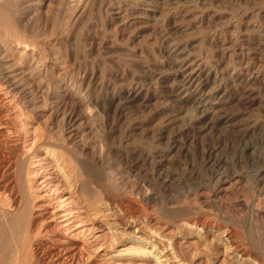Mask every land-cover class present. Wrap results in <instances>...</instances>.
Returning a JSON list of instances; mask_svg holds the SVG:
<instances>
[{
    "label": "rangeland",
    "instance_id": "obj_1",
    "mask_svg": "<svg viewBox=\"0 0 264 264\" xmlns=\"http://www.w3.org/2000/svg\"><path fill=\"white\" fill-rule=\"evenodd\" d=\"M159 1L160 0H158L157 3H150L145 6L146 8L142 7L143 5L136 6L132 15L129 14L125 18L124 15L123 17L122 15L120 16L123 11L119 14L117 12L123 7V0H110V3L109 0H97L99 4H97L96 0H90L88 4L89 7L87 8L88 10L86 9L87 12L79 17L76 24L67 32L68 34L66 33L67 35L59 34L58 28L60 25L59 23H63L72 13L74 3H71L72 6L68 3L71 2V0H33L36 4L34 3L35 6L29 7L28 10L26 5H24L25 3L22 5L24 7L22 10L24 13L21 15L22 18L20 17V23L23 22L22 24L24 26H22L24 31H19L18 36L23 35V33L26 34L27 37H31L34 32L38 34L37 36L39 37H36L39 41L37 40V47L34 52L35 58L31 60L29 56L31 50L29 49L25 50L22 47L9 45H7V48L9 50L8 53L12 54L10 58L13 57L18 59H14L15 62L20 60L19 63H30L35 67L34 74H37L34 75L35 77L33 80L35 81V88L38 89L34 90V94L36 95H34L36 108L34 107L29 111L30 113L28 112L26 115L22 113L23 115H16L12 119L13 123H15L13 124L15 134L18 131L15 135H18L16 139L18 141L15 143V154L20 158L17 165L12 169L14 172L11 171L10 177L11 179L15 177L20 188L21 186L23 187L21 190L24 195L27 196L25 199H28V207H32L34 213L38 212V216L42 214V217L40 216L41 219L37 217L34 229L33 226L31 227V236H28L22 244L20 243L21 246L19 249L21 257L19 256V261L17 260L18 264H68L70 262V256L68 255H74L76 254L74 252H78L79 250H82L80 251L81 259L80 256L76 257L79 255L78 252V255L76 254L74 258H71V264H157L150 255L151 252L155 253L157 251V244L153 247L148 246L146 248L147 244L144 245L131 240L133 233L125 235V232H129L130 228L127 229L128 231L120 232V228L114 226L115 228L110 230L111 228H108V225L106 226V221L110 222L109 217H104V219H106V221H104L103 217H101L102 219H96L91 216L90 211L83 205L77 194L70 189L68 186V179H65L66 176H63L62 171L56 164V156L58 157L59 155L60 157H65V159L67 156L65 160L67 164L69 161L71 163L74 160L88 168H97L100 171H106L110 168L114 171V177L117 180L122 181L125 178L127 179L124 180V182L122 181L124 184L126 182V189H128L127 194L131 192L134 193V195L131 193L132 195L130 194L131 196H128L138 197L132 199L136 200L145 208L149 209L153 206L158 207L162 205L160 203L161 199L163 200L162 197H172V199H175V204L194 207V215L197 212L202 218H207L205 220H209L208 222L215 223V226H228L235 229L237 233L239 232L236 240L242 248L250 250L252 253L255 251L256 256L264 260V207H262L264 206V202L262 203V201H264V178L259 179L253 177L252 171L254 165L250 166L253 163L255 164V159L260 154V147L258 145V147L256 146L253 140L255 134L251 133L252 135L249 134L246 140L250 143L253 141L251 144L255 145L256 149L253 151H251L252 149L245 151L244 153L246 155L241 151V153H239L236 147H233L234 145L231 143L237 137L236 134L238 132L235 130L236 127L234 126L237 124V120H231L227 123L224 121L225 118H221V116L224 115L222 114L223 112L231 115L242 111L249 112L248 114L253 116L264 112V107H262V96H260V85L258 83H253L252 85L254 86H248L249 82H247V84L244 83L250 74L247 72V75L241 70L240 67L242 65L237 62L241 50L239 44L240 40L235 44L236 49H233L235 51L232 52L228 50L224 56H222L214 46L218 44V42H221L220 39L222 36L225 37L224 42L226 41L225 45L228 46L230 44L229 38L232 36V27L234 28V26L235 28H239L237 34L239 38L243 35H250L249 37L255 38L258 33H264V22L258 20L262 17V14L261 16L257 14L260 8H264V0H211L212 5H208V7L206 5V10L208 9L210 11L207 12V17L204 16L205 18H202L199 11L202 6L201 2L203 3L204 1L197 0L199 7H195L191 10V12L197 10L196 17L193 18L189 15L184 17V19L179 20V18H177L176 23H172L170 26L168 23H165L166 20H164V17L166 16V12L170 14L173 11V7H171L173 5ZM183 1L185 2H183L184 6H186V4L190 6L193 3V0ZM189 1L192 2L190 3ZM64 4H66V6ZM121 5L122 7H118ZM107 6L109 7L107 8ZM180 6H183V4ZM142 8L148 10L145 12ZM152 10H162V12ZM43 12H47V14L45 15ZM47 15L48 18L46 17ZM262 18L264 20V17ZM41 20L42 23L44 22L45 24L42 25ZM217 20H221V23H218ZM222 20L224 21L222 22ZM133 22L135 23L133 24ZM52 24H54V26L57 24V26L53 28ZM164 24L172 29L174 28L166 37V42H162L163 38L160 33V28ZM25 25L27 27H25ZM28 27L29 30L35 27L36 31L35 29L33 32L32 30L26 31ZM50 27L51 31L49 32ZM216 29L222 30V33L211 36L210 34L213 33L212 31ZM208 32H210V34H208ZM45 33H47L48 39ZM56 33L59 36L64 35V38L59 37ZM154 40L155 44L153 43ZM173 41L180 42L184 46V52H181V50H175V52H173V50L171 51L168 46ZM253 45L254 44H250L249 47ZM244 50L247 49L244 48ZM214 51L216 53L218 52V54L215 55ZM166 54L168 55L166 56ZM184 54L191 57V59L196 58V63L199 62L203 64L202 68L206 67L205 64L213 65L214 62L219 61L216 69H214V67L212 68L207 81L204 80V84H206L203 86V89L205 92H209L207 102L215 104L216 108L219 109V113H221L220 115L207 113V115L202 118L200 112L195 109L198 105L197 99L199 98L196 92L192 90H183V92L179 89L178 85L182 83L183 79V77L178 75V71L181 70L179 69V60L182 55L185 56ZM172 56L177 57L173 58ZM22 57L24 60H22ZM59 64L65 66L69 71H67L68 75L66 76L67 89L65 95H62V90L57 88L54 79V76L59 74L57 72L59 71L57 68ZM153 64L155 66H153ZM137 65L140 66L138 67ZM220 67L222 68L220 69ZM213 69L216 72H214ZM213 74H217V79L213 77ZM146 75L148 77H146ZM205 75L206 70L203 71V76ZM219 78H222L221 82H219ZM73 79L81 80L82 87L78 93L71 95L76 92ZM51 80L54 81L51 82ZM137 81H139V83L135 85L134 82ZM217 83L220 84L217 85ZM240 84L242 86H240ZM105 86H107V89ZM242 87L250 91L246 103H244L245 101L239 100V90H241ZM209 88L210 90H207ZM54 96H57V98H55L57 100L55 101H53L54 98H52ZM127 96H131L132 98L130 99V97ZM79 98L83 100L81 101ZM202 102L204 103V100H202ZM83 103L84 105H81ZM54 104L56 105L55 111H53ZM86 104H88L89 111L85 106ZM256 104H259L258 106L262 108L256 106ZM244 105L248 108H244ZM223 106L228 109H224ZM233 108L234 110H231ZM15 111H19L18 108H15ZM112 111L114 112L113 114L111 113ZM63 113L72 114L74 117L73 121H71V123L62 121L61 117ZM193 114L197 117L195 120L192 117ZM189 116H191V118ZM229 123H232L231 126ZM212 125L214 126L210 128L207 127ZM220 127L223 128L221 129ZM128 131H131V133ZM158 131H166L165 134H168H166V136L176 135L180 139V147L179 150L176 149L168 152L167 155L163 153V157L160 158L157 156L156 158L158 159L159 157L161 163V169H159L160 176H163V178L167 180V190H163L158 182H152L151 185H148L149 187L147 190L146 186H141V181L144 178H151L154 172L152 162L141 160L140 158L135 163L126 150L132 148L130 141L136 136L142 137L143 142H141V144L150 146L154 139L152 133ZM42 133L49 134L51 138L49 137L48 140L44 139ZM127 133L128 135H126ZM180 133L183 134V136ZM191 135L194 137H191ZM223 135H225V137ZM229 136L230 139L228 140ZM217 140L220 144V149L224 147L219 150L218 155H220L221 159L226 158L227 164H220L222 166H220L219 171L222 172V178L215 181V179L211 177V173L218 168V165L213 166L205 164L203 162V152L208 146L207 142L211 143L209 144V146H211L212 142L214 144ZM224 141L225 143H223ZM158 142L160 143V148H163L162 150L164 151L166 148V138L162 137ZM231 144L232 146H230ZM200 146H202L204 150ZM246 152L249 153L247 154ZM128 158L130 161H127ZM138 162L139 164H137ZM147 164H149V166ZM205 165H207V167ZM232 165L233 168L229 169ZM128 166H132L131 169ZM235 166L238 168L240 167V170ZM20 167L21 169H18ZM244 172L246 173L244 174ZM144 175L146 177H144ZM248 179H250V181ZM262 184L263 186H261ZM151 192H155L157 195H153L154 198H151ZM124 194L126 193H123V195ZM147 195L150 196V198H148ZM258 195H260L262 199ZM256 201L257 203H255ZM155 202H157L158 205ZM37 205L38 207H36ZM256 205H259V208ZM194 215H192V217ZM160 217L161 219L159 220ZM160 217L156 221L149 222L148 229H152L160 235L171 238L176 246H179L178 249L181 251H179V253L182 254L181 257L190 264H235L228 256L222 254L220 249L221 246L217 243L218 241H214L217 236L212 238L213 234L204 229L200 232H198V230H185L184 234L181 233L180 235V232L171 224L172 219L168 217L167 214H162ZM216 222L218 223L216 224ZM38 226L40 227L39 229ZM112 235L118 236L117 242L113 245L110 243L112 242ZM130 235L132 236L130 237ZM208 236H210L211 239ZM215 240H217V238ZM203 242L204 244L202 245ZM144 249L150 252L146 253L147 251ZM141 250L143 253L139 252ZM83 254L85 257L88 254V257L85 258ZM51 256H53V258H51ZM77 258L80 259L78 261H81V263L77 261ZM73 260L76 261L73 262Z\"/></svg>",
    "mask_w": 264,
    "mask_h": 264
},
{
    "label": "bare ground",
    "instance_id": "obj_2",
    "mask_svg": "<svg viewBox=\"0 0 264 264\" xmlns=\"http://www.w3.org/2000/svg\"><path fill=\"white\" fill-rule=\"evenodd\" d=\"M65 1V0H64ZM102 1V0H101ZM122 1V0H121ZM167 2L168 4H171L173 6V11L169 14V12H166V16L164 17L165 23H168V25H172V23H176L177 18L180 19H184V17L186 16H192L193 18L196 17V13L197 10H195V12H191V10L195 7H199L197 0H193L192 5H187L184 6V1L183 0H160L159 2ZM188 1V0H187ZM204 2L201 6V8L199 9L200 11V15H202V18L205 16L207 17L208 13L210 10H206V5L208 7V5H212L211 0H203ZM51 2V1H50ZM74 4H73V3ZM90 0H71V2L68 3H72L73 4V10L70 16H68L67 19H65V21L63 23H61L60 21V25H59V34H66L71 27H73V25L76 24L77 20L79 19V17L82 14H85L86 9L89 7ZM97 2V0H96ZM124 4L123 7L118 6V7H122L118 12L121 13L123 11L122 14H120V16L124 15V17L126 18L127 15L133 13L134 8H136V6H142L145 7L147 5H149L150 3H157L158 0H123ZM184 2V3H183ZM190 2V1H189ZM192 2V1H191ZM190 2V3H191ZM25 3V4H24ZM36 2H33V0H0V264H18L17 260L20 256V249L19 247L21 246V244L26 240V238L29 236H31L32 233V229L31 227L33 226L34 229V225L37 222L36 219L37 217L40 218V216H38V212L34 213L32 210V207L29 208L28 207V199L26 200L25 197L27 198L26 195H24V193L22 192L21 188H23L21 186L18 185L17 183V179L14 177L13 179H11V171L12 169L17 165L18 160H19V156L17 157L15 154V143L17 139V136H15L17 133L15 134L14 132V125L15 123H13L12 119L17 115H21L22 113L24 115H26L30 110H32L34 107L36 108V104H35V94H34V90L38 89L35 88V81L34 79V75H36L37 73L34 74V66L32 64H27V63H19L15 62L14 59L16 58H10V55L8 53V48L7 45L9 46H14V47H22L23 49H29L31 50V53L29 54V56L31 57V60H33L34 57V52L35 49L37 47V36L38 34L36 32L33 33V35H31V37H27L26 34L23 33V35L18 36V32L19 31H24L23 28V22L20 23V17L22 15V13H24L23 10V4L26 5L27 10L29 7L31 6H35ZM47 3V2H46ZM95 3V2H94ZM107 3V1H106ZM110 3V0H109ZM189 3V4H190ZM44 4V3H43ZM71 4V6H72ZM97 4H99L97 2ZM95 4V5H97ZM181 4H183V6H180ZM214 4V3H213ZM66 6V4H64ZM94 5V7H95ZM103 5V4H102ZM118 5V3H117ZM216 5V3H215ZM214 5V6H215ZM218 5V4H217ZM47 6V4H46ZM104 6V5H103ZM220 6V5H219ZM222 6V5H221ZM42 7V6H41ZM98 7V6H97ZM109 6H107L108 8ZM105 8V6H104ZM116 8V7H115ZM146 8V7H145ZM142 8V10H148ZM167 8V7H166ZM219 8V7H216ZM224 8V7H223ZM237 8V7H236ZM33 9V8H32ZM46 9V8H45ZM48 9V6H47ZM46 9V11H47ZM118 9V8H117ZM238 9V8H237ZM242 9V8H241ZM240 9V10H241ZM38 10V9H36ZM44 10V8H43ZM65 10V9H64ZM71 10V9H68ZM88 10V9H87ZM105 10V9H104ZM214 10V9H213ZM218 10V9H217ZM31 11V10H29ZM152 11H160V10H152ZM198 11V12H199ZM235 11V10H234ZM26 12V11H25ZM34 12V11H33ZM32 12V13H33ZM90 12V11H88ZM105 12V11H104ZM162 12V10L160 11ZM27 13V12H26ZM30 13V12H29ZM45 12H43L44 14ZM140 13V12H139ZM149 13V11H148ZM211 13V12H210ZM222 13V11H221ZM220 13V14H221ZM244 13V11H243ZM256 13V12H255ZM42 14V15H43ZM47 14V12L45 13V15ZM91 14V13H90ZM137 14V13H136ZM156 14V13H155ZM257 14H259L262 17H264V8H260L257 12ZM144 15V14H143ZM224 15V13H223ZM240 15V13H239ZM29 16V15H28ZM27 16V17H28ZM34 16V15H33ZM40 16V15H39ZM44 16V15H43ZM87 16V15H86ZM118 16V17H120ZM154 16V15H153ZM211 16V15H210ZM221 16V15H220ZM232 16V15H230ZM253 16V15H252ZM48 18V15L46 16ZM161 17V16H160ZM199 17V16H198ZM201 17V16H200ZM204 17V18H205ZM233 17V16H232ZM237 17V16H236ZM239 17V16H238ZM251 17V16H250ZM260 17L258 20L264 22L263 18ZM22 18V17H21ZM38 18V17H37ZM36 18V19H37ZM44 18V17H43ZM83 18V17H81ZM190 18V17H189ZM252 18V17H251ZM25 19V18H24ZM34 19V18H32ZM45 19V18H44ZM124 19V18H123ZM135 19V18H134ZM187 19V18H186ZM185 19V20H186ZM220 19V18H218ZM229 19V18H228ZM28 20V19H27ZM30 20V17H29ZM43 20V19H42ZM41 20V24H45L44 22L42 23ZM131 20V19H130ZM159 20V19H158ZM213 20V19H212ZM216 20V19H215ZM250 20V19H249ZM257 20V19H256ZM255 20V21H256ZM25 21V20H24ZM33 21V20H32ZM133 21V19H132ZM196 21V20H195ZM199 21V20H198ZM214 21V20H213ZM218 21V20H217ZM221 21V20H220ZM218 21V23L220 22ZM224 20H222L223 22ZM235 21V20H233ZM232 21V22H233ZM247 21V20H246ZM30 22V21H29ZM50 22V21H49ZM55 22V21H54ZM80 22V21H79ZM128 22V21H127ZM136 22V21H135ZM133 22V24L135 23ZM207 22V21H206ZM33 23V22H32ZM37 23V22H36ZM35 23V24H36ZM161 23V22H160ZM221 23V22H220ZM246 23V22H245ZM249 23V22H248ZM49 24V23H48ZM58 24V23H57ZM56 24V26H57ZM128 24V23H127ZM206 24V23H204ZM223 24V23H222ZM231 24V23H230ZM262 24V23H261ZM23 25V26H22ZM37 25V24H36ZM53 25V28L56 27ZM126 25V24H125ZM131 25V24H130ZM219 25V24H218ZM225 25V24H224ZM33 26V25H32ZM47 26V25H46ZM51 26V25H50ZM117 26V25H116ZM196 26V25H195ZM202 26V25H200ZM217 26V25H216ZM258 26V25H257ZM256 26V27H257ZM25 27H27L25 25ZM38 27V26H37ZM49 27V26H47ZM46 27V28H47ZM52 27V26H51ZM51 27L49 29V32L51 31ZM215 27V26H214ZM203 28V27H202ZM242 28V27H241ZM35 29V27L31 30L33 32V30ZM38 29V28H37ZM174 29V28H173ZM171 27H168L166 24H164L161 28H160V33L162 34V42H166L165 40L166 37L170 34V31L173 30ZM176 29V28H175ZM226 29V27H225ZM232 36L229 38L230 40V44L228 46L225 45L224 42V36H222V38L220 39L221 42L215 46V48H217L218 52L224 56L228 50L234 52L236 49V45L237 42L240 40L239 44H240V53H239V58L237 59V62L239 64H241L242 66L240 67L241 70H243L246 74L247 72L250 74V76L245 80V84H247V82H249L248 86H254L252 85L253 83H258L260 86V96H262V107H264V33L261 32L257 34V36L255 38L253 37H249V36H240V38L237 36L238 34V29L239 28H234L232 27ZM245 29V28H243ZM250 29V28H249ZM248 29V30H249ZM254 29V27H253ZM31 31L26 28V31ZM43 30V29H42ZM46 30V29H45ZM54 30V29H53ZM159 30V29H158ZM207 30V29H206ZM229 30V29H228ZM257 30V29H256ZM259 30V29H258ZM25 31V33H26ZM36 31V29H35ZM210 31V30H208ZM252 31V30H251ZM254 31V30H253ZM30 32V33H32ZM207 32V31H206ZM213 32V33H212ZM210 34V32H208V34H210L211 36H215L218 35V33H222V30L220 29H216L213 30ZM255 32V31H254ZM264 32V31H263ZM58 33V32H57ZM56 33V35H58ZM159 33V32H158ZM174 33V31H173ZM46 34V38H47V33ZM44 34V36H45ZM68 34V33H67ZM66 34V35H67ZM134 34V33H133ZM246 34V33H245ZM42 35V34H41ZM54 35V34H53ZM55 35V36H56ZM255 35V34H254ZM37 36V37H36ZM48 36H52V35H48ZM59 36V35H58ZM202 36V35H201ZM220 36V35H219ZM253 36V35H252ZM43 37V36H41ZM59 37H63V36H59ZM101 37V36H100ZM228 37V36H227ZM243 37V38H242ZM53 38V37H52ZM58 38V37H57ZM102 38V37H101ZM208 38V37H207ZM211 38V37H210ZM209 38V39H210ZM217 38V37H216ZM45 39V38H44ZM48 39V38H47ZM55 39V38H54ZM53 39V40H54ZM219 39V38H218ZM66 40V39H65ZM157 40V39H156ZM159 40V39H158ZM161 40V39H160ZM39 41V40H38ZM41 41V40H40ZM58 41V40H56ZM211 41V40H210ZM51 42V41H50ZM49 42V43H50ZM64 42V41H63ZM157 42V41H156ZM168 42V41H167ZM199 42V41H198ZM54 43V42H53ZM155 44V40L153 42ZM196 43V42H194ZM203 43V42H202ZM40 44V43H38ZM43 44V43H42ZM95 44V43H94ZM100 44V42H99ZM165 44V43H164ZM199 44V43H198ZM250 44H254L252 47L249 45ZM48 45V44H47ZM160 45V44H157ZM204 45V44H203ZM39 46V45H38ZM43 46V45H42ZM156 46V45H155ZM207 46V45H206ZM212 46V45H211ZM239 46V45H238ZM41 47V46H40ZM157 47V46H156ZM10 48V47H9ZM43 48V47H42ZM160 48V47H158ZM169 49H171V51L173 50V52H175V50H181V52H184V46L178 42V41H173L170 43V45L168 46ZM197 48V47H196ZM211 48V47H210ZM247 49V50H244ZM11 49V48H10ZM13 49V48H12ZM38 49V48H37ZM41 49V48H40ZM39 49V51H40ZM212 49V48H211ZM210 49V50H211ZM160 50V49H159ZM166 50V49H165ZM12 51V50H11ZM239 51V50H238ZM154 52V51H153ZM162 52V51H161ZM165 52V51H164ZM211 52V51H210ZM218 52L215 53L218 54ZM14 53V51H13ZM56 53V52H55ZM134 53V52H133ZM187 53V52H185ZM205 53V51H204ZM136 54V53H135ZM176 54V53H175ZM174 54V55H175ZM183 54V53H181ZM168 54H166L167 56ZM185 55V54H184ZM26 56V55H25ZM135 56V55H134ZM214 56V55H213ZM236 56V55H235ZM173 58L177 57V56H172ZM179 57V56H178ZM211 57V56H210ZM141 58V57H140ZM221 58V57H220ZM144 59V57H143ZM155 59V58H154ZM206 59V58H205ZM18 60V59H16ZM22 60L23 57H22ZM30 60V59H29ZM53 60V59H52ZM133 60V59H132ZM157 60V58H156ZM160 60V59H159ZM196 58H192L188 57L187 55L185 56H181L180 60H179V69H181L180 71H178V75H180L182 78V83L178 85L180 90H189V91H194L196 92L197 97H199L197 99V103L198 105L195 107V109L197 111L200 112L202 118H204L207 113L214 115V114H221L219 113V109L216 108V105L213 104L212 102H207L208 101V96H209V92L208 91H204L203 86L206 84H204V80L207 81L208 79V75L211 74L212 68L214 67V69H216V66H218L219 61H216L212 64H205L206 67L202 68V63H196ZM213 60V59H212ZM56 61V60H55ZM135 61V60H134ZM168 61V60H167ZM176 61V60H175ZM34 62V61H33ZM157 62V61H156ZM206 62V61H205ZM228 62V61H227ZM138 63V61H137ZM171 63V62H169ZM167 64V63H166ZM195 64V65H194ZM215 64V65H214ZM65 65V64H64ZM165 65V64H164ZM138 66V65H137ZM140 66V65H139ZM138 66V67H139ZM153 66H155L153 64ZM160 66V65H159ZM171 66V65H170ZM52 67V65H51ZM55 67V66H54ZM143 67V66H141ZM204 67V66H203ZM57 68L59 69V71H57L59 74H57V76H54L55 79V83L57 88H60L63 92L62 95H65V91L67 89V83H66V76L67 74V68L63 65H58ZM171 68V67H170ZM222 67H220L221 69ZM52 69V68H51ZM155 69V68H154ZM213 69V70H214ZM38 70V69H37ZM53 70V69H52ZM132 70V69H131ZM145 70V69H144ZM206 70V75L203 76V71ZM56 72V71H55ZM56 72V73H57ZM69 72V71H68ZM145 72V71H143ZM153 72V70H152ZM176 72V71H175ZM214 72H216L214 70ZM225 72V71H224ZM228 72V71H226ZM232 72V71H231ZM230 72V73H231ZM111 73V72H110ZM221 73V71H220ZM219 73V74H220ZM229 73V72H228ZM121 74V73H120ZM148 74V73H147ZM227 74V73H226ZM253 74V75H251ZM110 75V74H109ZM130 75V74H129ZM151 75V74H150ZM176 75V74H175ZM215 77V79H217V74H213ZM229 75V74H228ZM248 75V74H247ZM72 76V75H71ZM115 76V75H114ZM113 76V77H114ZM233 76V75H232ZM231 76V77H232ZM120 77V76H119ZM122 77V76H121ZM131 77V76H130ZM146 77H148L146 75ZM220 77V76H219ZM230 77V78H231ZM238 77V75H237ZM30 78V79H29ZM48 78V77H46ZM50 78V77H49ZM101 78V77H100ZM99 78V79H100ZM118 78V77H117ZM142 78V77H141ZM229 78V77H228ZM28 79V80H27ZM36 79V78H35ZM51 79V78H50ZM69 79V78H68ZM83 79V78H82ZM143 79V78H142ZM152 79V78H151ZM156 79V78H155ZM222 78H219V82H221ZM242 79V78H241ZM30 80V81H29ZM49 80V79H47ZM74 80V79H73ZM121 80V79H120ZM162 80V79H161ZM177 80V79H176ZM239 80V79H238ZM29 81V82H27ZM38 81V80H37ZM54 80H51V82ZM117 81V80H116ZM133 81V80H132ZM147 81V80H146ZM164 81V80H163ZM171 81V80H170ZM240 81V80H239ZM69 82V81H68ZM173 82V81H172ZM218 82V81H217ZM232 82V81H231ZM241 82V81H240ZM243 82V81H242ZM37 83V82H36ZM116 83V82H115ZM137 83H139V81L134 82L135 85H137ZM215 84V83H214ZM220 83H217V85ZM224 84V83H223ZM243 84V83H242ZM37 85V84H36ZM74 85H75V91L73 94L78 93L81 90L82 87V81L81 80H74ZM73 85V86H74ZM140 85V84H139ZM168 85V83H167ZM216 85V84H215ZM214 85V86H215ZM234 85V84H233ZM38 86V85H37ZM141 86V85H140ZM155 86V85H154ZM213 86V85H212ZM240 86H242L240 84ZM246 86V85H244ZM247 86V87H248ZM95 87V86H94ZM100 87V86H99ZM107 89V86H105ZM171 87V86H170ZM246 87V88H247ZM84 88V87H83ZM134 88V87H133ZM235 88V86H234ZM163 89V88H162ZM168 89V88H167ZM171 89V88H170ZM212 89V88H211ZM251 89V88H250ZM254 89V88H253ZM252 89V90H253ZM90 90V89H88ZM87 90V91H88ZM109 90V89H108ZM145 90V89H144ZM207 90H210L207 89ZM224 90V88H223ZM258 90V89H257ZM234 91V90H233ZM249 89H245L244 87H242L241 90H239V94H240V101H245L244 103H246L247 99H248V93H250ZM90 92V91H89ZM102 92V91H101ZM106 92V91H105ZM141 92V91H140ZM168 92V91H166ZM171 92V91H170ZM173 92V91H172ZM178 92V90H177ZM184 92V91H183ZM254 92V91H253ZM70 93V92H69ZM68 93V94H69ZM180 93V92H179ZM106 94V93H104ZM113 94V93H112ZM176 94V93H175ZM195 94V93H193ZM237 94V93H236ZM254 94V93H253ZM35 95V96H34ZM92 95V94H91ZM114 95V94H113ZM230 95V94H229ZM238 95V94H237ZM69 96V95H68ZM88 96V95H87ZM112 96V95H111ZM124 96V95H122ZM135 96V95H134ZM168 96V95H167ZM189 96V95H188ZM130 97V99L132 98L131 96H127ZM222 97V96H221ZM228 97V96H227ZM234 97V96H233ZM50 98V97H49ZM54 98L53 101L57 100L55 98H57V96L52 97ZM82 98V97H80ZM79 98V99H80ZM215 98V97H214ZM217 98V97H216ZM118 99V98H117ZM190 99V98H189ZM222 99V98H221ZM81 100V99H80ZM83 100V99H82ZM81 100V101H82ZM109 100V99H108ZM111 100V99H110ZM122 100V99H121ZM196 100V99H195ZM202 100H204V103L202 102ZM223 100V99H222ZM89 101V100H88ZM117 101V100H116ZM131 101V100H130ZM127 101V102H130ZM188 101V100H187ZM210 101V100H209ZM220 101V100H219ZM112 102V101H110ZM133 102V100H132ZM190 102V101H189ZM206 102V103H205ZM222 102V101H221ZM236 102V101H235ZM52 103V102H51ZM54 103V102H53ZM238 103V102H237ZM243 103V102H242ZM241 103V104H242ZM259 103V101H258ZM57 104V102H56ZM80 104V103H79ZM127 104V103H126ZM132 104V103H130ZM193 104V102H192ZM223 104V103H222ZM248 104V103H247ZM59 105V104H58ZM81 105H84L81 104ZM115 105V104H114ZM113 105V107L115 108V106ZM117 105V104H116ZM128 105V104H127ZM246 105V104H245ZM244 105V108H246L247 106ZM259 105V104H258ZM256 104V106H258ZM50 106V105H49ZM55 104L53 105V111H55ZM74 106V105H73ZM88 109V104L85 105ZM97 106V105H96ZM230 106V105H229ZM234 106V105H233ZM249 106V105H248ZM254 106V105H253ZM168 107V106H167ZM170 107V106H169ZM220 107V106H219ZM252 107V106H251ZM261 107V106H258ZM261 107V108H262ZM15 108H18L19 111H15ZM58 108V107H57ZM74 108V107H73ZM92 108V107H91ZM90 108V109H91ZM224 109H228L225 108L223 106ZM231 108V107H230ZM243 108V109H244ZM248 108V107H247ZM260 108V109H261ZM85 109V108H84ZM83 109V112H84ZM97 109V108H96ZM110 109V108H109ZM170 109V108H169ZM92 110V109H91ZM129 110V109H128ZM162 110V109H161ZM231 110H234L231 109ZM238 110V109H237ZM252 110V108H251ZM256 110V109H255ZM263 110V109H262ZM63 111V110H61ZM97 111V110H96ZM111 111V110H110ZM114 111V110H113ZM111 112L112 114L114 112ZM124 111V110H123ZM170 111V110H169ZM186 111V110H185ZM86 112V111H85ZM119 112V110H118ZM121 112V111H120ZM163 112V111H162ZM168 112V111H167ZM166 112V113H167ZM30 113V112H29ZM68 113V112H67ZM172 113V112H171ZM232 113V112H231ZM249 112H237V113H233L231 115L225 114L224 112L221 116V118H225V122H230L231 120H237V124L234 125L236 128L235 130L238 132L236 134V138L234 141H232L231 143L234 145L233 147H236V149L239 151V153L241 152H245L247 150L252 149L251 151H253L255 148V145L251 144L249 141L246 140V137L251 133H254L255 136L253 137L254 142L256 143V146L258 145L260 147V154L259 156L255 159V164H251L250 166H253V177L255 178H264V112L262 113H258L256 116L250 115L248 114ZM22 114V115H23ZM85 114V113H84ZM87 114V113H86ZM111 114V115H112ZM158 114V113H157ZM254 114V112H253ZM19 115V116H20ZM74 115V114H73ZM117 115V114H116ZM122 115V114H121ZM191 115V114H190ZM198 115V113H197ZM91 116V115H90ZM211 116V115H210ZM158 117V116H157ZM191 118V116H189ZM193 119L195 120L197 117L194 116L193 114ZM62 121H67L70 122L73 121V116L72 114H66L63 113L62 115ZM88 118V116H87ZM189 118V119H190ZM111 119V118H110ZM78 120V119H77ZM214 120V119H213ZM220 120V118H219ZM61 121V120H60ZM75 121V119H74ZM199 121V120H198ZM218 121V120H217ZM161 122V121H160ZM202 122V121H201ZM212 122V120H211ZM62 123V122H61ZM66 123V122H65ZM210 123V122H209ZM63 124V123H62ZM69 124V123H68ZM226 124V123H225ZM230 126L232 123H229ZM235 124V123H234ZM138 125V124H136ZM140 125V124H139ZM184 125V124H183ZM205 125V124H204ZM203 125V126H204ZM210 125V124H209ZM222 125V124H221ZM63 126V125H62ZM181 126V125H179ZM201 126V125H200ZM212 126H207V127H213ZM57 127V126H56ZM72 127V126H71ZM141 127V126H140ZM166 127V126H165ZM168 127V126H167ZM171 127V126H170ZM199 127V126H198ZM206 127V128H207ZM68 128V127H67ZM66 128V129H67ZM76 128V127H75ZM131 128V127H130ZM142 128V127H141ZM201 128V127H199ZM208 128V129H209ZM216 128V127H215ZM221 128V127H220ZM223 128V127H222ZM221 128V129H222ZM214 129V128H213ZM217 129V128H216ZM220 129V130H221ZM128 130V129H127ZM130 130V129H129ZM141 130V129H140ZM171 130V129H170ZM177 130V129H176ZM175 130V131H176ZM190 130V129H189ZM211 130V129H210ZM229 130V128H228ZM232 130V129H231ZM119 131V130H118ZM230 131V130H229ZM123 132V131H122ZM129 132V131H128ZM166 131H158L155 133H152V137L154 138L149 145H144L141 144L142 141V137L141 136H136L133 137V139L130 141V145L132 146V148L126 150L129 153V156L132 157V159L135 161V163L138 161V159L141 158V160H148L151 161L153 164V169L154 172L151 176V178H144L141 181V186H146L147 190H148V185H151L152 182H158V184L161 185V187L164 189H166L167 184V180L165 178H163V176H160V172L159 169H161V163L159 160V157H163V153L165 155L168 154V152L174 151L176 149L179 150L180 147V139L176 136V135H169L166 136L165 134ZM171 132V131H170ZM173 132V131H172ZM181 132V131H180ZM231 132V131H230ZM229 132V133H230ZM131 133V131L129 132ZM151 133V132H150ZM169 133V131H168ZM193 133V132H192ZM216 133V132H215ZM236 133V132H235ZM172 134V133H171ZM181 134V133H180ZM222 134V133H221ZM225 134V133H224ZM228 134V133H227ZM43 138L44 139H49V134H44L42 133ZM128 135V133L126 134ZM168 135V134H167ZM183 136V134H181ZM180 135V136H181ZM194 135V134H192ZM191 137H194L192 136ZM230 135V134H229ZM211 136V135H210ZM225 137V135H223ZM234 136V134H233ZM126 137V136H125ZM166 138V148L164 149V151L162 150L163 148H160V143L158 142L161 138ZM190 137V138H191ZM221 137V136H220ZM249 137V136H248ZM51 138V137H50ZM69 138V137H68ZM232 138V137H231ZM251 138V136H250ZM66 139V138H65ZM183 139V138H182ZM185 139V137H184ZM222 139V138H221ZM227 139V138H226ZM230 139V136L228 138V140ZM42 140V139H41ZM51 140V139H50ZM165 140V139H164ZM212 140V139H210ZM233 140V139H232ZM251 140V139H250ZM43 141V140H42ZM163 141V140H162ZM215 141V139H214ZM231 141V140H230ZM186 142V141H185ZM184 142V143H185ZM146 143V142H145ZM148 143V142H147ZM225 143V141L223 142ZM49 144V143H48ZM209 144L211 143H208ZM222 144V143H221ZM227 144V142H226ZM232 144L230 146H232ZM45 145V144H44ZM223 145V144H222ZM204 146V144H203ZM206 148V146H204L206 149L204 150L202 146V149L204 150L203 152V162L205 164H210L213 166H217L218 168H214L216 170H214L211 173V177L215 179V181L220 180L222 177V172L219 171L220 170V164H225L226 163V158L221 159L220 155H218L219 150L220 149V144L218 143V140L216 141V143L209 146ZM226 146V145H225ZM257 146V147H258ZM232 148V147H231ZM230 148V149H231ZM181 149V148H180ZM233 149V148H232ZM231 149V150H232ZM201 150V149H200ZM163 151V152H162ZM241 151V152H240ZM51 152V151H50ZM162 152V153H161ZM225 152V151H224ZM223 153V152H222ZM247 153V152H246ZM249 153V152H248ZM247 153V154H248ZM252 153V152H251ZM250 153V154H251ZM257 153V152H256ZM170 154V153H169ZM221 154V153H220ZM224 154V153H223ZM230 154V153H229ZM228 154V156H229ZM238 154V153H237ZM245 154V153H244ZM255 154V153H254ZM258 154V153H257ZM62 155V154H61ZM222 155V154H221ZM241 155V154H240ZM246 155V154H245ZM65 156V155H64ZM158 157V159H156ZM248 156V155H247ZM127 157V156H126ZM238 157V156H237ZM251 157V156H250ZM125 158V157H124ZM241 158V157H239ZM253 158V157H252ZM67 159V156H66ZM65 157H60V155L57 157L56 156V164L59 166V169L62 171L63 176H66L65 179H68V186L70 187V189L77 194V196L80 198L81 202L83 203V205L87 208V210L90 211L91 216L99 219L101 217H103V220L106 221L105 218L109 217L110 218V222L106 221V226L108 225V228H111L110 230H112L113 228H115L114 226H117V228H120V232H125L127 229H129V232H125V235H129V233H133V237H131L132 235H130L131 240L133 242L136 243H141V244H147L146 248L148 246L153 247L154 245H158L157 251L155 253L151 252L150 255L154 258V261L157 264H190L188 261L184 260L181 255L179 253V249H178V245L176 246L175 242L168 237H165L163 235H160L159 233L155 232L152 229H148L149 228V222L151 221H156L160 215H164L167 214L168 217H170L172 219L171 224L175 226V229L177 231L184 234L185 230H198V232H200L201 230H207L210 233L213 234L212 238L214 236H217V240L214 239V241H218L217 243L221 246V252L222 254H224L225 256H228V258H230L233 262H235V264H264V260L261 257L256 256V252L254 251V253H252L250 250H247L245 248H242V246L238 243V241L236 240V238H238V233L236 232L235 229H232L230 227H219V226H215V223L213 224V222H208L207 218H202V216H200V214H198L197 212L194 215L193 212V208L192 207H186L185 206H181L180 204H175V199L171 198H163V200L161 199L160 203L162 205L158 206V207H150L145 208L143 207V205L139 204L136 200L132 199L135 197H130L132 194L134 195V193H130L127 194V190L126 189V182L125 184L123 183L124 180H127L126 178L122 181L117 180L114 177V171H112L110 168H108V170L106 171H100L97 168H88L87 166H84L80 163H78L77 161H72L70 163L67 164V162L65 163ZM69 159V158H68ZM247 159V158H246ZM21 160V159H20ZM122 160V159H121ZM125 160V159H124ZM140 160V161H141ZM232 160V159H231ZM244 160V159H243ZM22 161V160H21ZM68 161V160H67ZM127 161H130L129 158ZM147 161V162H148ZM238 161V160H236ZM245 161V160H244ZM126 162V161H125ZM230 162V161H229ZM235 162V160H234ZM243 162V161H242ZM254 162V160H253ZM111 163V162H110ZM150 163V162H149ZM240 163V160H239ZM238 163V164H239ZM248 163V162H246ZM70 164V165H69ZM124 164V163H122ZM139 164V162L137 163ZM151 164V163H150ZM227 164V163H226ZM243 164V163H242ZM112 165V163H111ZM149 166V164H147ZM207 165H205L207 167ZM241 165V164H240ZM244 165V164H243ZM19 166V165H18ZM90 166V165H89ZM92 167V166H90ZM105 167V166H103ZM115 167V166H112ZM130 167V166H128ZM132 167V166H131ZM130 167V169H131ZM138 167V166H137ZM182 167V166H181ZM229 167V166H228ZM236 168H238L237 166H235ZM209 168V166H208ZM224 168V166H223ZM232 167L229 169H232ZM240 168V167H239ZM238 168V169H239ZM18 169H21L18 168ZM106 169V168H105ZM116 169V168H115ZM175 169V168H174ZM222 169V168H221ZM227 170V169H226ZM237 170V169H236ZM240 170V169H239ZM211 171V169H210ZM14 172V170L12 171ZM224 172V171H223ZM239 172V171H238ZM118 173V172H117ZM171 173V172H170ZM174 173V172H173ZM228 173V172H227ZM246 172H244L245 174ZM231 174V173H230ZM242 174V173H241ZM250 174V173H249ZM197 175V174H196ZM232 175V174H231ZM248 175V174H247ZM134 176V175H133ZM227 176V175H226ZM143 177V175H142ZM144 177H146L144 175ZM234 177V176H233ZM21 178V177H20ZM118 178V177H117ZM121 178V177H120ZM224 178V177H223ZM226 178V177H225ZM230 178V177H229ZM249 178V177H247ZM251 178V177H250ZM123 179V178H122ZM133 179V178H132ZM172 179V178H171ZM170 179V180H171ZM213 179V182H214ZM234 179V178H233ZM253 179V178H252ZM258 179V180H259ZM169 180V179H168ZM236 180V179H234ZM250 181V179H248ZM256 180V179H255ZM138 181V180H137ZM219 182V181H218ZM253 182V181H252ZM22 183V182H21ZM20 183V184H21ZM169 183V182H168ZM254 183V182H253ZM129 186V185H128ZM127 186V187H128ZM140 186V185H139ZM263 186V184L261 185ZM137 187V186H136ZM151 187V186H150ZM170 187V186H169ZM168 187V188H169ZM132 188V187H131ZM129 188V189H131ZM157 188V187H156ZM151 189V188H150ZM25 190V188H24ZM139 190V189H138ZM146 190V189H145ZM146 190V191H147ZM159 190V189H158ZM167 190V189H166ZM165 190V191H166ZM262 190V189H261ZM132 191V190H130ZM160 191V190H159ZM169 191V190H168ZM138 192V191H136ZM148 192V191H147ZM158 192V191H157ZM27 193V191H26ZM123 193H126L123 195ZM145 193V192H144ZM153 193V194H152ZM168 193V192H167ZM180 193V192H179ZM143 194V193H142ZM149 194V193H148ZM160 194V193H159ZM257 194V193H256ZM130 195V196H128ZM136 195V193H135ZM150 195V194H149ZM153 195H157L155 192H151V198H154ZM169 195V194H168ZM142 196V195H141ZM144 196V194H143ZM148 196V195H147ZM175 196V195H174ZM185 196V195H184ZM260 196V195H258ZM263 196V195H262ZM217 197V196H216ZM138 198V197H136ZM135 198V199H136ZM148 198H150V196H148ZM176 198V197H175ZM261 198V196H260ZM186 199V197H185ZM257 199L259 200V198L257 197ZM262 199V198H261ZM139 200V199H138ZM146 201V200H145ZM177 201V200H176ZM260 201V200H259ZM262 201V200H261ZM264 201H262L263 203ZM148 203V202H147ZM157 203V202H155ZM257 203V201L255 202ZM254 203V205H255ZM259 203V202H258ZM158 205V203H157ZM261 205V204H260ZM257 206V205H256ZM259 206V205H258ZM257 206V207H258ZM38 207V205L36 206ZM264 207V206H262ZM34 208V207H33ZM259 208V207H258ZM36 209V208H35ZM40 209V207H39ZM264 209V208H263ZM41 211V210H40ZM257 212V211H256ZM255 212V213H256ZM192 215H194L192 217ZM207 215V214H206ZM204 216V214H203ZM42 217V216H41ZM214 218V217H213ZM216 218V217H215ZM41 219V218H40ZM39 219V220H40ZM45 219V217H44ZM102 219V218H101ZM161 219V217L159 218V220ZM169 220V219H168ZM215 220V219H214ZM220 220V219H219ZM218 221V220H217ZM230 221V220H229ZM228 221V222H229ZM219 222V221H218ZM216 222V224L218 223ZM39 223V222H38ZM226 223V222H224ZM233 223V221H232ZM231 223V224H232ZM167 224V223H165ZM220 224V223H219ZM239 224V223H238ZM39 225V224H38ZM37 226V225H36ZM40 226V225H39ZM38 226V229L40 228ZM225 226V225H224ZM234 226V225H233ZM235 227V226H234ZM37 229V228H36ZM37 229V230H38ZM116 231V230H115ZM114 231V232H115ZM128 231V230H127ZM34 232V231H33ZM36 232V230H35ZM113 232V233H114ZM118 232V230H117ZM196 232V233H198ZM37 233V232H36ZM39 233V232H38ZM205 233V231H204ZM203 233V234H204ZM241 233V232H240ZM116 234V233H114ZM124 234V233H121ZM144 234V236H143ZM182 234V235H183ZM199 234V233H198ZM118 235V234H117ZM112 235L111 236V240L112 245L117 242L118 240V236ZM196 235V234H195ZM207 235V234H206ZM202 236V235H201ZM203 237V236H202ZM201 237V238H202ZM210 238V236H208ZM148 239V241H147ZM203 239V238H202ZM211 239V238H210ZM240 241V239H239ZM34 242V241H33ZM37 242V241H36ZM108 242V243H109ZM21 243V244H20ZM45 243V242H44ZM109 243V244H110ZM155 243V244H154ZM198 243V242H197ZM208 243V242H207ZM216 243V244H217ZM33 244V243H32ZM36 244V243H35ZM38 244V243H37ZM108 244V246H109ZM204 244V242L202 243V245ZM242 244V243H241ZM247 244V243H246ZM34 245V244H33ZM41 245V244H40ZM39 245V246H40ZM111 245V244H110ZM218 245V246H219ZM249 245V244H248ZM201 247V246H200ZM207 247V246H206ZM216 247V246H215ZM247 248V247H246ZM251 248V247H249ZM33 249V248H32ZM59 249V248H58ZM218 249V248H217ZM146 250V249H144ZM41 251V250H40ZM80 251L78 252H74V253H78L76 257L80 256L81 259V255H80ZM147 251V250H146ZM24 252V251H23ZM22 252V253H23ZM141 253H143V251H139ZM145 252V251H144ZM150 252V251H149ZM148 251L146 253H149ZM181 252V251H180ZM36 253V252H35ZM72 253V252H70ZM74 254V255H76ZM139 254V253H138ZM23 255V254H22ZM34 255V254H33ZM74 255H68L70 256V262L68 264L72 263L71 258H74ZM84 256V254H83ZM21 257V256H20ZM85 257V256H84ZM88 257V254L85 258ZM51 258H53V256H51ZM68 258V257H67ZM64 259V258H63ZM77 258V261L80 260ZM84 259V258H83ZM65 260V259H64ZM63 260V261H64ZM69 260V259H68ZM19 261V260H18ZM76 260H73V262H75ZM60 262V261H59ZM58 262V263H59ZM79 262V261H78ZM50 263V262H49ZM81 263V261L79 262ZM57 264V263H56ZM63 264V263H61ZM77 264V263H76ZM89 264V263H88ZM233 264V263H232Z\"/></svg>",
    "mask_w": 264,
    "mask_h": 264
}]
</instances>
